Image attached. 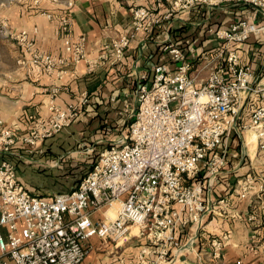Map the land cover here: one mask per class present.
<instances>
[{
  "label": "built area",
  "instance_id": "2783aa9c",
  "mask_svg": "<svg viewBox=\"0 0 264 264\" xmlns=\"http://www.w3.org/2000/svg\"><path fill=\"white\" fill-rule=\"evenodd\" d=\"M224 3H245L254 14L214 31L222 47L207 63L208 76L201 81L181 48L166 44L174 66L155 65L151 82L138 86L134 104L127 105L126 129L98 153L75 189L33 194L18 179L13 162H0V264H85L94 248L92 239L113 243L104 250L108 258L98 264H171L182 249L196 252L192 241L180 242L176 231L180 226L206 231L217 205L221 209L228 205L225 198L214 203L209 196L226 163V153L218 147L238 131L245 100L252 95H259L261 102L249 107L244 128L255 131L258 149L264 151V85L254 84V73L241 64L239 54L251 35L264 37V0H174L175 6L185 8ZM73 6V0H66L65 12L47 15L57 19L63 57L37 48V27L19 32L37 69L49 71L86 60L85 37L72 30L68 10ZM132 11L137 27L151 16L142 6ZM130 38L123 33L112 40L108 54L112 62L124 56ZM95 66L89 62L88 71ZM86 102L83 95L79 105L52 104L45 118L29 115L34 123L22 136L0 117V150L45 140L70 125ZM258 179L263 188L264 170L246 172L237 180V195L249 196ZM255 217L251 213L248 220ZM129 239L142 243L124 245ZM227 239L224 233L211 240L216 255Z\"/></svg>",
  "mask_w": 264,
  "mask_h": 264
},
{
  "label": "crops",
  "instance_id": "0c3cea01",
  "mask_svg": "<svg viewBox=\"0 0 264 264\" xmlns=\"http://www.w3.org/2000/svg\"><path fill=\"white\" fill-rule=\"evenodd\" d=\"M73 1L74 6L68 12L73 18V34L85 37L86 60L76 64H61L49 71L40 70L31 61L24 42L19 40V65L12 78L0 85V117L6 126L14 128L22 136L33 126L34 122L29 115L45 118L51 114L49 108L52 104L60 107L71 103L79 105L83 95H86L87 102L81 106L69 129L45 139L37 146L16 143L7 150H0V162L4 159L13 162V158L26 152L25 148L29 150L38 147L41 153L58 154L55 156L57 158H47L48 163L40 161V164L47 165L46 169L50 168L47 174H50V170L58 174L61 171L58 162L65 154L61 149L64 142L73 143L82 139L98 141L103 129L106 134L113 130L109 123L116 128L126 125L127 105L134 104L141 83L151 82L155 65L167 63L174 66L170 54L164 50L166 44L173 43L181 48L191 59L192 71L199 72L202 81L210 72L211 65L207 63L222 47L214 31L227 28L231 23L254 14L253 8L245 3L215 6L197 4L185 8L175 6L174 0ZM65 2L22 0L20 6L5 11L6 16L1 23L7 33L12 35L23 29L37 27V48L60 58L66 55V51L57 33L58 22L55 17L49 18L47 15L65 12ZM139 6L147 8L151 15L142 27L135 26L132 11V8ZM123 33L131 36L129 46L120 60L112 62V57L108 55L111 42ZM191 45L193 51L189 49ZM239 54L241 64L254 73V84L264 85V37L251 35L241 46ZM91 61L96 64L92 72L88 71ZM260 102L259 95L249 96L245 100L246 111L240 118L242 121L238 122V131L218 147L219 151H225L226 163L209 191V196L214 203L225 198L228 205L225 209L217 205V214L210 218L206 231L198 233L191 226H180L176 231L180 242L192 241V247L195 248V240L204 241L212 251H216V248L209 244L211 239L227 233L226 244L219 255L213 256V259L218 258L215 264H264V187L260 186L258 179L249 196L241 198L235 191L237 180L246 172L257 174L264 170V151L258 149L255 131L244 128L250 116L249 107ZM100 124H104L101 129ZM17 176L33 194L53 195L44 194L43 181L39 175L29 181L21 177L18 170ZM28 183L33 187H29ZM251 213L255 214V221L248 220ZM253 233L257 234V238L252 237ZM96 241L92 239L91 243ZM195 250H199L195 254L198 262H202V249ZM190 254L191 249H182L173 263L190 264L187 258L197 257ZM101 260H97L91 251L85 264H98Z\"/></svg>",
  "mask_w": 264,
  "mask_h": 264
},
{
  "label": "rangeland",
  "instance_id": "374dc122",
  "mask_svg": "<svg viewBox=\"0 0 264 264\" xmlns=\"http://www.w3.org/2000/svg\"><path fill=\"white\" fill-rule=\"evenodd\" d=\"M21 1L22 0H0V85H3L6 81H9L12 78L15 69L19 65L18 58L21 52V46L19 44V32L13 35L8 34L7 29L3 26L1 20L6 16V10L14 9L20 6ZM74 120L75 119H73L70 125L62 128L60 131L56 132L48 138H53L56 135L60 134L63 130L65 131V129H69ZM102 126H104V124H100V127L98 126L99 129H101ZM109 126L112 127L113 130L106 134V130L103 129L102 136L99 139L100 141L82 139L73 143L64 142V147L61 146V149L64 150L65 154L60 162H58L59 165H61V171L58 174L57 171L54 172L51 170L50 174H47L46 172H49L48 169L50 168L46 169L45 166L47 165L40 164V161L48 163L46 161L47 158H57L55 156H57L58 154H55L54 152H50L49 154L41 153L40 148L38 147L31 148L29 150L27 147L25 148L26 152L20 153L19 156H16L12 160L17 168V171L19 170L20 176L25 180L33 181L34 178L37 177L36 175H39L38 177H41L40 179H42L43 181L42 185L44 194H64L68 192L70 190V187L74 185L75 181L82 176V171L85 169V165L88 163V159L95 157L97 155V152H99L104 147H107L114 140H116V136L120 135L126 129L127 123L126 125L118 128L111 125V123H109ZM41 143L42 141H38L30 146H37ZM50 163H54V161ZM35 164L38 166H34ZM74 164L75 166H73ZM48 166L51 167L50 164ZM35 168L40 171L36 170ZM43 178H45V180ZM28 185L31 188L33 187L31 183H28ZM130 243L131 245H139L142 243V241L139 239H129L123 242L124 245ZM209 244H211V242ZM112 245L113 243L110 241L108 243H104L103 241H96V243H94L93 245L94 248L92 250V255L95 256L97 260L101 258L103 260H106L108 257L106 251L104 250L111 249L113 247ZM194 246L195 248L202 249V253L200 254V256H202V262H198V256L195 253H197V251L199 252V250H196L195 253L191 251L192 254L190 255H195L197 257L194 256L195 258H193L189 256L187 258L190 264H215L214 262L218 260V258L213 259L215 251L209 249L210 245L206 244V242L195 240ZM211 247L214 248L212 244Z\"/></svg>",
  "mask_w": 264,
  "mask_h": 264
},
{
  "label": "trees",
  "instance_id": "16d2710c",
  "mask_svg": "<svg viewBox=\"0 0 264 264\" xmlns=\"http://www.w3.org/2000/svg\"><path fill=\"white\" fill-rule=\"evenodd\" d=\"M109 146V145H108ZM105 148V147H104ZM103 148V149H104ZM103 149H101V150H103ZM100 150V151H101ZM99 151V150H98ZM99 151V152H100ZM99 152H97V155L95 156V157H93V158H90V159H88V163L85 165V169L82 171V176L81 177H79L76 181H75V183H74V185L72 186V188L70 189V190H73V189H75L76 187H77V185L79 184V182H80V180L82 179V177L92 168V166H93V164H94V162H95V160H96V158H97V156H98V153ZM69 190V191H70Z\"/></svg>",
  "mask_w": 264,
  "mask_h": 264
},
{
  "label": "bare ground",
  "instance_id": "6f19581e",
  "mask_svg": "<svg viewBox=\"0 0 264 264\" xmlns=\"http://www.w3.org/2000/svg\"><path fill=\"white\" fill-rule=\"evenodd\" d=\"M110 214H111V215H113V214H114V212H110Z\"/></svg>",
  "mask_w": 264,
  "mask_h": 264
}]
</instances>
